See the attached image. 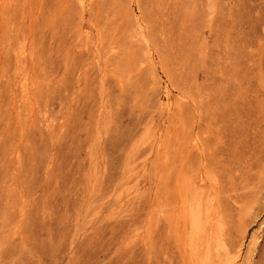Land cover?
<instances>
[{"label":"rangeland","instance_id":"374dc122","mask_svg":"<svg viewBox=\"0 0 264 264\" xmlns=\"http://www.w3.org/2000/svg\"><path fill=\"white\" fill-rule=\"evenodd\" d=\"M25 8L26 37L15 15ZM2 10L19 44L0 54V264H264V0H0ZM219 22L234 24L230 52ZM80 32L96 48L84 85L61 49ZM244 51L254 65L227 60ZM15 52L29 59L17 56L22 73ZM201 97L221 99L233 130L214 121L189 171L185 131ZM190 183L202 188L194 220Z\"/></svg>","mask_w":264,"mask_h":264},{"label":"bare ground","instance_id":"6f19581e","mask_svg":"<svg viewBox=\"0 0 264 264\" xmlns=\"http://www.w3.org/2000/svg\"><path fill=\"white\" fill-rule=\"evenodd\" d=\"M25 1V0H24ZM233 1V0H232ZM235 1V0H234ZM22 4V3H21ZM18 6V5H17ZM234 6V5H233ZM22 8L23 6H19V8ZM15 9H16V11H17V8H16V6L14 7ZM232 8V7H231ZM4 9L5 10H7L8 11V9H6V7H4ZM3 11V13L2 12H0V25H3V26H0V54H1V52L3 51H5L4 50V48H7V47H9V49H10V46H15L16 44H19L16 40L18 39V36L17 35H15V36H17V37H12L11 35H10V33H12V32H9L8 30H6V29H4V27H6V25H7V23H9V20L8 19H5V14H6V16H7V14L9 13H7L6 11H4V10H2ZM18 11L19 12H15V15L17 14V16L16 17H18L17 19H16V24H17V28H16V30H17V33H18V35H19V32H21L24 36L26 35L25 34V30H26V25H27V28H29L30 29V31L32 32L33 31V27H31L33 24H32V21L33 20H31V22H30V18H29V22H27V21H25L26 20V16H27V14H25V12L27 11V9L25 8V11H24V9H18ZM32 14V13H31ZM31 14H30V16H31ZM231 14V13H230ZM15 15H14V17H15ZM28 15H29V13H28ZM221 15H222V12H220V19H222L221 18ZM232 15H233V13H232ZM9 16V15H8ZM234 17H235V15H233ZM233 16H230V17H233ZM15 17V18H16ZM29 17V16H28ZM223 17V16H222ZM240 17V16H239ZM258 18L259 17H257L256 19L258 20ZM32 19V18H31ZM239 19V18H238ZM222 20H220V22H221ZM219 22V26H218V34H217V39H218V45H219V47H220V49L219 50H222L223 51V49L225 48V50H229V52H230V50L232 49V48H235V47H237V40H232L233 38H232V35H233V23H231L229 26H225L226 24H224V22H222V23H220ZM239 23V22H238ZM255 24V23H254ZM237 26V25H236ZM257 29V28H256ZM98 30V29H97ZM99 31V30H98ZM79 31H75V33H78ZM235 32V31H234ZM96 34V33H95ZM94 34V35H95ZM242 34V33H241ZM81 35H82V33L80 32V34H79V36H80V40H71V41H68V42H66L65 43V46L64 47H62L61 49H62V52H63V54L65 55L64 56V61H65V63H66V65L70 68L69 70H71V69H79V73H78V77H77V79H76V81L79 83V85H84L85 84V79H86V73H87V71L85 70H83L84 69V66H86L87 64H88V55L89 54H91L90 52H92V44L93 43H91V42H93L94 40L93 39H89L90 41V43L89 42H87L85 39L83 40V38L81 37ZM101 34L100 33H98L97 34V41L99 40V38L101 37L100 36ZM235 35H236V33H235ZM244 35V34H243ZM256 35V34H255ZM92 36V35H91ZM237 36V35H236ZM26 37V36H25ZM24 37V38H25ZM238 38V37H237ZM237 38H234V39H237ZM243 39H244V36L242 37ZM246 41H250V38H251V35H246ZM240 39V38H239ZM19 40V39H18ZM82 40H83V42H82ZM75 41H79V42H75ZM241 41V40H240ZM239 41V42H240ZM239 42H238V44H239ZM101 43H102V41H101ZM244 43H245V41L242 43L243 45H244ZM247 43H249V42H247ZM61 44H63V41H62V43ZM94 45V44H93ZM239 45H241V44H239ZM262 45V44H261ZM263 45H264V43H263ZM262 45V46H263ZM242 46V45H241ZM245 46V45H244ZM261 46V47H262ZM94 47V46H93ZM95 47H98V46H96L95 45ZM94 47V48H95ZM100 47V46H99ZM99 47H98V49H99ZM246 47V50H245V48L243 49V50H245V51H247V46H245ZM260 47V48H261ZM264 47V46H263ZM15 48V47H14ZM60 48V47H59ZM238 48H240V47H238ZM243 48V47H242ZM12 49V48H11ZM101 49V48H100ZM14 50V49H13ZM93 50H96V48L95 49H93ZM102 50H103V47H102ZM234 50V49H233ZM238 50V49H237ZM242 50V51H243ZM250 50V49H249ZM258 50H260V49H258ZM257 50V51H258ZM264 50V49H263ZM262 49H261V51H263ZM8 51V50H7ZM239 51V50H238ZM244 51V53L243 52H241L239 55H236V54H238V53H234L235 55H236V57H231V56H233V54L231 55V56H228L227 57V60H230V58H232L234 61H235V59H239L240 60V62L239 63H241V60H242V56H245V53L247 54V53H249V52H245ZM261 51H259V52H261ZM17 52V51H16ZM15 52V53H16ZM21 52V51H20ZM19 52V54H21ZM26 52H28V51H26ZM26 52H24V54L26 53ZM258 52V53H259ZM7 54H9L8 52H6ZM29 53V52H28ZM92 53H94V52H92ZM223 52H221L220 53V58H218V61H219V66H220V70H222L223 71V63L225 62V61H227L226 59H225V55L223 56V54H222ZM4 54V53H3ZM3 54H1V55H3ZM17 55H16V57L18 56L19 57V54L18 53H16ZM27 54V53H26ZM253 53L251 52V54L250 55H252ZM260 54H262V53H260ZM28 55H30V54H28ZM263 55V54H262ZM262 55H260V56H262ZM5 57H6V55H4ZM7 57H8V55H7ZM17 57V58H18ZM29 57V56H28ZM20 58V60L22 61L21 63H22V65H23V67H24V64L23 63H25L26 62V64H27V62L29 61V59L28 58H26V56L24 55L23 56V53H22V57H19ZM19 58H18V60H16L15 59V63H16V61L18 62V63H16V64H18L16 67H18V69L20 70V69H22V70H20L19 72H23V67L21 66V63H20V60H19ZM251 58V57H250ZM252 58H254L253 56H252ZM27 59H28V61H27ZM244 59V58H243ZM247 60H249V58L247 59ZM247 60H245L246 62H247ZM261 59H258L257 61H260ZM31 61V60H30ZM242 61H244V60H242ZM244 61V67H245V65H247V64H245L246 62ZM32 63H31V65L33 66L34 65V62L33 61H31ZM232 62V61H231ZM230 62V63H231ZM249 62H251V60H249ZM29 63V62H28ZM91 63V62H90ZM237 63V62H236ZM235 63V64H236ZM252 63V62H251ZM255 63V62H254ZM254 63H252L253 65H254ZM262 63H264V62H262ZM232 64V63H231ZM250 64V63H249ZM248 64V65H249ZM257 64V63H256ZM255 64V65H256ZM31 65H29V66H31ZM239 66H240V64H238ZM257 65H259V64H257ZM262 65V64H261ZM261 65H260V67H261ZM19 66H21L22 68H19ZM26 66V65H25ZM28 66V65H27ZM28 66V67H29ZM234 66V65H233ZM233 66H232V68L231 69H233ZM236 66V65H235ZM241 67H243V65H241L240 66V68ZM243 67V68H244ZM247 67V66H246ZM249 67V66H248ZM250 68V67H249ZM27 69V68H26ZM248 68H246V70H247ZM244 70H245V68H244ZM244 70H242V71H244ZM245 70V71H246ZM73 71V70H72ZM84 71V72H83ZM221 71V72H222ZM248 71V70H247ZM246 71V72H247ZM18 72V73H19ZM89 72V71H88ZM245 72V73H246ZM251 72H253V71H251ZM20 73V74H21ZM232 73V72H231ZM243 73V72H242ZM250 73V72H249ZM249 73H246V74H248L249 75ZM256 73V72H255ZM251 74V73H250ZM258 74V73H257ZM261 74V73H260ZM89 75V74H88ZM87 75V76H88ZM242 75H244L243 77L246 79L247 77L245 76V74H242ZM259 75V74H258ZM91 75H89V77H90ZM251 76V75H250ZM261 76L263 77V75L261 74ZM223 77V76H222ZM94 79V78H93ZM250 78H248V80H249ZM253 79V78H252ZM258 78H256V80H257ZM260 79H261V77H260ZM260 79H258L259 81H257V82H260ZM73 80V79H72ZM92 81V80H91ZM245 81V80H244ZM252 81V80H251ZM251 81H249V82H251ZM261 81H263V78L261 79ZM13 82V81H12ZM76 82V83H77ZM87 82V81H86ZM253 82V81H252ZM264 82V81H263ZM263 82H261V83H263ZM94 83V82H93ZM246 83V82H245ZM11 84V83H10ZM72 84V83H71ZM251 84V83H250ZM257 84V83H256ZM264 84V83H263ZM77 85V84H76ZM249 85V84H248ZM253 85V84H252ZM120 86V85H119ZM251 86V85H250ZM254 86V85H253ZM257 86V85H256ZM89 87H90V85H89ZM95 87V86H94ZM120 87H122V86H120ZM260 87V86H259ZM123 88V87H122ZM261 88V87H260ZM260 88H257L256 87V89L258 90V89H260ZM263 89V88H262ZM257 90H255V89H253V92L255 93ZM96 91V90H95ZM219 92H221L222 90L220 89V90H218ZM260 91V90H259ZM223 92V91H222ZM261 93V92H260ZM259 92H257V98H258V94H259V96H261V94H260ZM85 94V93H84ZM256 94V93H255ZM262 94H263V92H262ZM78 96V95H77ZM86 96V95H85ZM263 96V95H262ZM261 96V97H262ZM82 97H83V95H82ZM205 97V96H204ZM249 97V96H248ZM84 98V97H83ZM256 98V97H255ZM209 99V98H208ZM220 99V98H219ZM219 99H216V98H213V99H209V100H205L204 98H202L201 97V101L200 100H198V101H200V103L198 104V107L197 108H199V111H198V109H197V111H198V113H197V121L195 122V123H192V124H188V123H190V120H189V122L187 123L188 125V129L185 131L187 134H186V140H185V145H184V156H185V165H187V169L190 171H192L193 169L191 168L192 167V165L190 164L191 163V159H192V154H193V149L194 148H204V145L205 146H207L208 144V142H210V140L209 139H205V140H202V135L201 134H204V133H208V134H210L211 133V131H210V129H211V125L213 124V122L215 121L216 123V125H217V123H220L221 125L223 124H225V123H227L228 125H230V124H232V123H230L229 124V122H225V119L227 118L226 116L228 115H226V114H224V109L221 107V99H220V102H218L219 101ZM259 99V98H258ZM110 100V99H109ZM122 100V99H121ZM218 100V101H217ZM247 100V99H246ZM249 100H251V98L249 97ZM262 100H264V99H261V101ZM224 101V100H223ZM223 101H222V103H223ZM257 101V100H256ZM255 101V102H256ZM111 102V101H110ZM226 102V101H225ZM229 102V100L227 101V103ZM251 102V101H250ZM121 103V102H120ZM237 103V102H236ZM264 102H262V104H263ZM108 104H110V103H108ZM196 104V103H195ZM194 104V105H195ZM225 104V103H224ZM224 104L222 105L223 107H224ZM230 104H231V102H230ZM247 104H249V102L247 103ZM252 104V103H251ZM250 104V105H251ZM259 104H261V103H259ZM261 104V105H262ZM229 105V104H228ZM242 105V104H241ZM249 105V106H250ZM23 106V102L22 103H20L19 105H18V110H21V107ZM136 106V105H135ZM135 106H133V107H135ZM244 106V105H243ZM245 106L247 107V105L245 104ZM257 106V105H256ZM259 106V105H258ZM15 107H17L16 106V104H15ZM226 110H228L227 108V104H226ZM230 107V106H229ZM241 107V106H240ZM240 107H238L239 108V110L242 108H240ZM233 108V107H232ZM234 108H235V103H234ZM233 108V109H234ZM237 108V107H236ZM245 108V107H244ZM244 108H242V109H244ZM249 108V107H248ZM259 108V107H258ZM135 109V108H134ZM196 109V108H195ZM232 109V110H233ZM252 109V108H251ZM229 110H230V113H232V111H231V107L229 108ZM236 110V109H235ZM235 110H233L234 112H235ZM238 110V109H237ZM255 110V109H254ZM257 110V109H256ZM196 111V110H195ZM245 111H248V110H245ZM251 111V110H250ZM262 111V110H261ZM264 111V110H263ZM69 112V111H68ZM226 112V111H225ZM238 112V111H237ZM256 112V111H255ZM117 113V112H116ZM226 113H229L228 111L226 112ZM239 113H240V111H239ZM250 113H252V111L250 112ZM73 114V113H72ZM234 114V113H233ZM237 114V113H236ZM236 114H234V115H236ZM240 114H243L244 115V111H243V113H240ZM239 114V115H240ZM253 114V113H252ZM14 115V114H13ZM69 115V114H68ZM190 115V114H189ZM224 115H226L225 116V118H224ZM231 115V114H230ZM245 115H246V113H245ZM244 115V116H245ZM117 116V115H116ZM115 116V117H116ZM229 116V115H228ZM238 116V115H237ZM68 117V116H67ZM114 117V116H113ZM231 116H229L228 118H230ZM233 117V116H232ZM231 117V118H232ZM235 117V116H234ZM10 119H11V117H9ZM61 118V117H60ZM69 118V117H68ZM243 118V117H242ZM20 119V118H19ZM114 119V118H113ZM235 119H236V117H235ZM238 119V118H237ZM14 120H15V118H14ZM60 120V119H59ZM230 120V119H229ZM232 120V119H231ZM16 122H17V119L15 120ZM73 121V120H72ZM111 121H113V120H111ZM110 121V122H111ZM254 121V120H253ZM257 121V120H256ZM14 122V121H13ZM12 122V123H13ZM15 122V123H16ZM114 122V121H113ZM192 122V121H191ZM235 122H237L236 120H235ZM252 122V121H251ZM255 122V121H254ZM17 123H20L19 121L17 122ZM60 123V122H59ZM112 123V122H111ZM243 123V122H242ZM249 123V122H248ZM261 123V122H260ZM226 124V125H227ZM244 124H247V123H244ZM251 124V123H250ZM11 125H13V124H11ZM10 125V126H11ZM14 125H16V124H14ZM20 125L21 124H19L18 126H19V129L20 128H22V127H20ZM68 125V124H67ZM210 125V126H209ZM219 125V124H218ZM226 125H225V127H226ZM235 125H236V123H235ZM257 125V124H256ZM260 125V124H259ZM258 125V126H259ZM262 125V124H261ZM115 126H118V125H116V122L114 123V124H110V125H108V127H109V129L107 130V132H110L109 130H112L113 128H115ZM214 126V125H213ZM213 126H212V129H213ZM233 126V125H232ZM241 126V125H240ZM23 127H24V124H23ZM56 127V126H55ZM229 127V126H228ZM228 127H227V129H228ZM230 127H231V125H230ZM263 127V126H262ZM261 127V128H262ZM68 128H70V127H68ZM198 128V129H197ZM221 128V127H220ZM222 128H224V126L222 127ZM232 128V127H231ZM11 130H12V128H10ZM14 129V128H13ZM73 129V128H72ZM197 129V136H194L193 135V132H194V130H196ZM219 129V128H218ZM258 129V128H257ZM10 130V131H11ZM70 130V129H69ZM219 130H221V129H219ZM231 130V129H230ZM232 130H233V128H232ZM261 130V129H260ZM7 131V130H6ZM262 131V130H261ZM261 131H259V132H261ZM204 132V133H203ZM210 132V133H209ZM222 132H224L223 130H222ZM258 132V133H259ZM8 133H9V131H8ZM216 133H217V130H216ZM220 133L221 132H219L218 131V135L216 134V135H214V136H216V138H217V140L218 141H220V137H219V135H220ZM225 133V132H224ZM224 133H222L223 135H225ZM230 133V132H229ZM228 133V134H229ZM235 133H236V131H235ZM110 134V133H109ZM108 134V135H109ZM212 134V133H211ZM232 134V133H231ZM64 135V134H63ZM206 136H207V134H205ZM227 135V134H226ZM234 135V134H233ZM222 136V135H221ZM236 136V135H235ZM60 137V136H59ZM207 138H209V137H207ZM215 138V139H216ZM221 138H223V137H221ZM225 138V137H224ZM226 138H228L227 136H226ZM225 138V139H226ZM229 140H230V138H228ZM20 140H21V137H20ZM196 140V141H195ZM207 140H208V142H207ZM211 140H213L214 141V138L213 139H211ZM229 140H225V141H229ZM206 142V143H205ZM224 142V141H223ZM222 142V140L219 142V144H220V146H221V143H223ZM231 142H233V141H231L230 140V143ZM225 143H227V142H224L223 144H225ZM230 145V144H229ZM229 145H227V147L229 146ZM232 145V144H231ZM214 146V145H213ZM218 146V145H217ZM220 146H218V148L220 147ZM226 146V145H225ZM222 148V147H221ZM233 148H234V146H233ZM232 147H231V149H233ZM196 149V150H197ZM227 149V148H226ZM195 150V152H197ZM206 150V149H205ZM205 150H199V154H200V151H205ZM216 150V149H215ZM223 150H225V149H223ZM219 151V150H218ZM226 152V151H225ZM205 153V152H204ZM213 153V152H212ZM221 153H222V151H221ZM196 154V153H195ZM194 154V155H195ZM203 154V152L200 154V155H202ZM215 154H216V152H215ZM218 154V153H217ZM224 154H226V153H224ZM198 155V154H197ZM206 155H208L207 153H206ZM223 155V154H222ZM219 156V155H218ZM203 156H201L200 158V160H202L203 158H202ZM209 157V156H208ZM207 157V158H208ZM205 158V157H204ZM220 158V157H219ZM206 159V158H205ZM210 159V158H209ZM208 159V160H209ZM223 159V158H222ZM194 160H195V158H194ZM197 160H199V158L197 159ZM199 160V161H200ZM204 160V159H203ZM221 160V159H220ZM224 161V160H223ZM188 163V164H187ZM193 164V163H192ZM190 165H191V167H190ZM203 166L205 165V164H202ZM55 168V167H54ZM191 168V169H190ZM55 170H57V169H55ZM54 170V171H55ZM57 172V171H56ZM202 172V171H201ZM50 173H51V171H50ZM207 174H208V172L206 171L205 172V176H207ZM46 176V175H45ZM193 176V175H192ZM191 176V177H192ZM188 177H190V175L188 176ZM190 177V178H191ZM208 177V176H207ZM189 178V179H190ZM188 179V178H187ZM192 179H193V177H192ZM202 179H203V176H202ZM201 179V180H202ZM190 182V181H189ZM194 181H192V183H193ZM192 183H190V185L188 186V194H186L185 195V197H183L182 198V200H183V204H184V207H185V209H184V213H186V208H188L189 209V215L191 216V217H189L190 218V220H194V218L193 217H195L196 215H198L196 212H199L200 211V209H201V207H202V202L198 199L199 197H200V195H201V193L202 192H200L201 191V189H197L195 186H194V184H192ZM189 184V183H188ZM193 191V192H192ZM203 192H204V190H202ZM32 193V192H31ZM32 195V194H31ZM191 195V196H190ZM189 196V197H188ZM32 197V196H31ZM30 199V198H29ZM35 199H37V198H35ZM181 200V201H182ZM192 200V201H191ZM29 201V200H28ZM37 201H38V199H37ZM32 202V201H31ZM30 204V203H29ZM33 204H34V202H33ZM34 205H36V204H34ZM204 206V205H203ZM23 207V210L25 209L24 207H26L25 205H23L22 206ZM22 207L20 208V209H22ZM32 209V208H31ZM25 212V210L23 211V213ZM27 212H28V210H27ZM27 212H26V214H27ZM33 213H34V211H33ZM31 214H32V212H31ZM27 215H29V214H27ZM22 216V215H21ZM20 216V217H21ZM30 217V216H29ZM187 217V216H186ZM195 218H197V217H195ZM48 222V221H47ZM31 224V223H30ZM47 224V223H46ZM18 225V224H17ZM27 225V224H26ZM46 226V225H45ZM48 227V226H47ZM26 232V231H25ZM16 233V232H15ZM11 238H13V237H11L10 236V238L9 239H11ZM6 239H7V241H10L7 237H6ZM16 240V239H15ZM23 240H24V238H23ZM12 241V240H11ZM6 241L4 240V243H5ZM15 243V242H14ZM19 243H20V241H19ZM5 245H6V243H5ZM18 245V244H17ZM11 246L12 245H10V248H11ZM19 246H20V244H19ZM14 247H17V246H14ZM13 247V248H14ZM7 250V249H6ZM12 251V250H11ZM6 252V251H5ZM5 252H4V254H5ZM9 252V251H8ZM8 252H6V254L8 253ZM14 252V251H13ZM9 255H11L10 253H9ZM4 257V256H3Z\"/></svg>","mask_w":264,"mask_h":264}]
</instances>
